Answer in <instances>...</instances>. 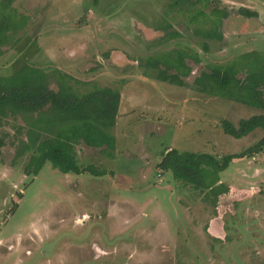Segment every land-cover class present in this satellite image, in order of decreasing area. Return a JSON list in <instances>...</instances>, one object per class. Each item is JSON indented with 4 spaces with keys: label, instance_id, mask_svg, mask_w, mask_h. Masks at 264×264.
<instances>
[{
    "label": "rangeland",
    "instance_id": "374dc122",
    "mask_svg": "<svg viewBox=\"0 0 264 264\" xmlns=\"http://www.w3.org/2000/svg\"><path fill=\"white\" fill-rule=\"evenodd\" d=\"M175 1L16 0V9L42 12L40 36L26 38L22 54L1 56L0 74L24 64L58 69L78 93L93 84L118 89L121 107L112 129L116 156L85 163L111 170L100 175L63 172L49 161L38 167L44 148H55L49 134L25 123L30 113L0 117V264H264V148L220 172L229 189L215 204L157 166L167 148L221 156L263 137L259 128L241 138L225 134L221 120L237 125L263 111L201 93L193 80L209 63L264 53V0H212L206 12L229 11L219 41L194 31L190 13L200 3L190 11ZM167 30L181 36L159 44ZM176 47L200 58L186 60V86L143 75L147 56ZM49 87L57 89L54 79Z\"/></svg>",
    "mask_w": 264,
    "mask_h": 264
},
{
    "label": "trees",
    "instance_id": "16d2710c",
    "mask_svg": "<svg viewBox=\"0 0 264 264\" xmlns=\"http://www.w3.org/2000/svg\"><path fill=\"white\" fill-rule=\"evenodd\" d=\"M184 1L192 6L190 11L196 4L201 5L190 13V23L196 24L194 31L207 40H222V21L228 17L229 11L214 5L206 12L204 9L212 0H176L173 4L179 7ZM10 2L11 0H2L1 3L9 5ZM239 13L246 17L257 16L255 11L243 7L239 8ZM3 26L2 21L0 30ZM180 36L178 31L167 30L159 44ZM200 46L204 52L208 51L207 42ZM187 59L200 62L197 53L181 47L149 55L144 62L143 75L179 87L186 86L185 78L192 72ZM64 77L66 75L58 69H52L49 73L26 64L16 68L13 73L0 74V117H25L26 113H30V119L23 118L30 127L59 138L66 144L83 142L87 146L100 148L104 155L113 157L116 138L112 129L118 115L120 91L93 84L91 90L78 93ZM51 79L56 83V90L49 87ZM193 85L201 93L263 111L240 119L237 125L228 119L221 120L220 125L225 134L241 138L257 128L264 132V53L252 50L225 63H209L194 78ZM263 148L264 135L258 143L238 154L215 156L207 152L167 148L161 153L157 166L162 172L171 173L175 180L204 192L203 198L210 199L211 204H215L218 197L229 189L220 181V172L235 159L259 153ZM71 158L73 153L68 151L63 155L59 149L50 148L46 151L44 148L38 167L49 161L53 167H58L63 172H87L94 175L107 172L97 171L91 166L79 167L76 160Z\"/></svg>",
    "mask_w": 264,
    "mask_h": 264
},
{
    "label": "crops",
    "instance_id": "0c3cea01",
    "mask_svg": "<svg viewBox=\"0 0 264 264\" xmlns=\"http://www.w3.org/2000/svg\"><path fill=\"white\" fill-rule=\"evenodd\" d=\"M1 2L2 0H0V22L3 21L4 26L0 30V57L6 54L7 52L15 49H19L18 53L21 52L22 54L24 49L29 46V43L25 42L26 38H35V41L37 42V38L40 36V33L39 30L37 32L36 30L37 27L40 25L41 19L44 16H41L42 12L40 10L36 11V8H34V6H30L29 4L24 6L22 5L20 8L16 9V0H11L9 5H2ZM40 12L41 14H39ZM37 21L39 23L38 25L36 23ZM32 26L35 27L32 28ZM32 35L35 37H32ZM32 41L33 40H31V42ZM120 107L121 104L119 105L118 115L120 113ZM1 125L2 124H0V127ZM47 136L49 137V140H53L52 145L56 149L61 150L63 155L65 151H68L71 154L73 153V158L71 159L76 160L75 162L77 163V165H79V167L93 166L96 168L97 171H111L109 170V168H97V166L95 165H85V163H87V161L91 159V157H95L97 160L100 161L106 159L108 163L111 162L117 154L116 144V149H114V156L108 157L101 152L100 148H97L98 150H95L93 147L87 146L83 142H81L80 144H66L65 141L59 138H56L54 136L52 137L50 135ZM0 138V145L6 144V140H4L3 137ZM90 181H92V178L90 179Z\"/></svg>",
    "mask_w": 264,
    "mask_h": 264
}]
</instances>
